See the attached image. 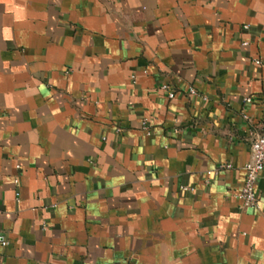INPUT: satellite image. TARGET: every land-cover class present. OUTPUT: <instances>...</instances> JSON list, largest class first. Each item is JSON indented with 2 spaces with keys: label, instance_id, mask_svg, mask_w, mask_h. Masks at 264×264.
<instances>
[{
  "label": "crops",
  "instance_id": "crops-1",
  "mask_svg": "<svg viewBox=\"0 0 264 264\" xmlns=\"http://www.w3.org/2000/svg\"><path fill=\"white\" fill-rule=\"evenodd\" d=\"M259 134L264 0H0V264H264Z\"/></svg>",
  "mask_w": 264,
  "mask_h": 264
},
{
  "label": "built area",
  "instance_id": "built-area-1",
  "mask_svg": "<svg viewBox=\"0 0 264 264\" xmlns=\"http://www.w3.org/2000/svg\"><path fill=\"white\" fill-rule=\"evenodd\" d=\"M248 27V25L244 26V28ZM244 44H247V42H244ZM256 63L260 64L261 60H256ZM160 88L167 92L170 99H173L175 97V92L169 84L163 83L161 84ZM190 94H197V90L194 87L190 88ZM248 101H250V98H248ZM223 166L231 167V165ZM244 169L246 172L245 182L238 194V197L240 198L243 207H259L257 182L262 170L264 169V134H259L252 140L250 158L244 165ZM15 182L18 183V180H16ZM188 190H191V188H188L186 186L182 187V191Z\"/></svg>",
  "mask_w": 264,
  "mask_h": 264
}]
</instances>
